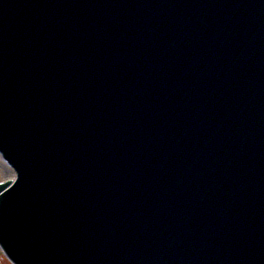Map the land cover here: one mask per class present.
I'll use <instances>...</instances> for the list:
<instances>
[{
    "label": "water",
    "instance_id": "1",
    "mask_svg": "<svg viewBox=\"0 0 264 264\" xmlns=\"http://www.w3.org/2000/svg\"><path fill=\"white\" fill-rule=\"evenodd\" d=\"M0 150L17 264H264V0H0Z\"/></svg>",
    "mask_w": 264,
    "mask_h": 264
},
{
    "label": "rangeland",
    "instance_id": "2",
    "mask_svg": "<svg viewBox=\"0 0 264 264\" xmlns=\"http://www.w3.org/2000/svg\"><path fill=\"white\" fill-rule=\"evenodd\" d=\"M15 176L14 170L6 163V161L0 155V181L12 179ZM4 254L0 251V264H8L6 262Z\"/></svg>",
    "mask_w": 264,
    "mask_h": 264
}]
</instances>
